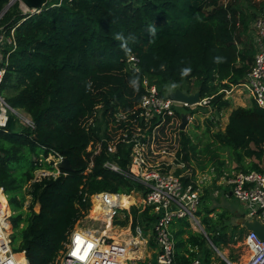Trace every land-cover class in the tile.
<instances>
[{"label":"trees","instance_id":"trees-1","mask_svg":"<svg viewBox=\"0 0 264 264\" xmlns=\"http://www.w3.org/2000/svg\"><path fill=\"white\" fill-rule=\"evenodd\" d=\"M8 1L0 0V13ZM237 19L239 27H235ZM247 22L235 7L220 0H51L34 13L23 12L19 1L13 2L0 18L7 35L13 29L15 41L0 85L4 95L0 96L34 123V128H17L10 114L0 126V188L13 212L9 218L13 249L22 252L29 264H51L67 233L90 207L89 200H83L85 193L106 190L125 197L132 191L144 193L139 182L103 166L114 157L125 168L129 147L119 145L113 156L105 143L86 151L102 130L100 122L86 129L83 121L97 105H101L102 115L134 106L142 96L144 76L156 83L160 93L175 83L188 93L212 96L209 105L198 107L221 113L230 100L220 90L241 82L252 64L250 51L237 45ZM149 26L156 29L155 36L148 32ZM117 33L129 40L130 35L135 36L128 47L139 59L136 68L127 66L130 54L114 38ZM216 57L221 58L219 62ZM186 67L191 73L181 78V69ZM134 76L138 77V90L130 85ZM196 110L176 112L180 117L182 112ZM205 122L208 132L215 121ZM211 136L229 148L236 172L262 170L264 108L253 101L233 108L225 128L213 129ZM180 137L183 160L189 159L188 151H194V146L184 130ZM52 151L67 159L68 168L61 166L62 173L56 178L29 184L35 169L51 168L44 159ZM210 162L216 178L224 171L231 172L216 153ZM220 187L213 183L204 188L196 212L208 239L219 250L244 240L247 233L244 226L227 222V211L215 213L210 206L213 191ZM119 203L128 207L121 198ZM130 212L135 222L136 206ZM139 215L151 222L156 217L148 209ZM115 223L125 225L127 217ZM170 230L176 262L187 264L194 258L203 264L216 261L203 247L204 235L194 231L186 219H174Z\"/></svg>","mask_w":264,"mask_h":264},{"label":"built area","instance_id":"built-area-1","mask_svg":"<svg viewBox=\"0 0 264 264\" xmlns=\"http://www.w3.org/2000/svg\"><path fill=\"white\" fill-rule=\"evenodd\" d=\"M222 3L226 6L227 1ZM2 14L3 12L0 13V18ZM239 26L240 21L237 19L235 27ZM253 27L256 50L252 64L241 82L223 90L229 95L243 88L251 101L264 108V13L254 19ZM14 48L13 29L7 35L4 26L0 25V85L4 78L8 54ZM138 61L135 54H130L127 56L126 64L128 67L136 68ZM141 84L143 93L134 106L108 111L102 115V107L97 105L93 113L83 121V126L88 129L96 127L100 122L103 128L100 138L93 139L86 147V151L96 150L105 143L108 154L113 156L118 152L119 145L129 147L128 163L125 168L121 167L114 157L107 159L103 166L139 182L144 187V193L138 191L141 194L140 205L136 207L138 215L148 209L156 217L151 222L137 215L134 222L129 207L120 206L119 197L124 194L106 190L85 193L83 200H89L90 205L97 201L103 216L88 214L87 210L67 233L62 249L51 264H153L151 252H155V264H179L174 258L171 222L178 218L186 219L194 231L208 238L196 212L204 188L213 183L229 187L228 195L230 194L246 209V217L264 225V167L260 171L230 173L224 171L218 178L215 169L211 167L207 175L194 176L185 171V163L183 157H179V152L176 153L174 149H170L168 143H165V133L174 127L177 117L179 118L177 107L192 109L193 106H207L212 96H199L196 104L189 105L169 99L160 93L156 83L146 76L143 77ZM0 104L6 113L9 112L14 119L18 118L24 127L34 128V123L27 113L12 108L1 96ZM194 113L186 112L187 120ZM10 114L7 113L6 121L1 126L6 124ZM175 129L181 131L180 124ZM63 159L64 157L57 152H50L44 161L50 164L51 168L41 166L35 169L29 184L44 178L58 177L62 173ZM91 166L92 162L89 163L87 171ZM219 191L220 189H215L213 195H217ZM223 193L226 195L225 191ZM123 210H126L127 215ZM12 213L6 195L0 188V264L23 262L29 264L22 252L13 249V229L9 221ZM126 217L125 225L115 223L116 220ZM86 219L95 227H88ZM146 234L148 239L144 237ZM149 238H152L155 247H151ZM243 241L248 256L242 264H264V240L254 231L247 230ZM213 248L217 250L219 260L211 264H238L219 253L216 247ZM187 264L203 263L201 259L194 258Z\"/></svg>","mask_w":264,"mask_h":264},{"label":"rangeland","instance_id":"rangeland-1","mask_svg":"<svg viewBox=\"0 0 264 264\" xmlns=\"http://www.w3.org/2000/svg\"><path fill=\"white\" fill-rule=\"evenodd\" d=\"M17 0H13L15 2ZM19 1V0H18ZM221 1H227L230 3L233 7H235L236 11L239 15H242V17H245L247 19V29L244 33V36L240 37V42L237 44L239 48L241 49H248L250 51V54L254 56L255 50H256V44H255V31H254V19L264 13V0H221ZM12 2V4H13ZM11 4V5H12ZM9 5V7L11 6ZM5 7H7L5 5ZM4 7V8H5ZM8 7V8H9ZM21 10L24 12H32V10H25L22 5H20ZM3 12V10H2ZM4 13V12H3ZM170 86V85H169ZM169 86L165 88V90L162 91V94L166 95V93L169 90ZM177 88V87H176ZM242 90V92H240ZM223 91L224 90H220ZM1 94L4 95L3 91H0ZM224 98L230 100V105L226 108H224L221 113L214 114L213 112H205L200 107H194L192 109L197 108L194 114L191 115V118L187 120V123L185 124L184 131L185 133L190 137L191 144L194 146V151L189 150L188 156L189 159H185V171L189 172L192 175H207V171L213 167L214 165L212 162H210V158L212 156V153H216L219 155L220 159H223L225 162L226 167L231 169V172H235V162H232V156L231 152L228 147L222 146L219 142H214L211 132L213 129H220L223 130L225 128V125L228 121V116L230 111L233 108H236L238 106H248L250 105V97L247 95V91L243 88H240L237 91H233L231 94L227 95L224 92ZM183 109H191L189 107H177V111L183 110ZM23 111V110H22ZM10 114L9 112H7ZM188 114V113H187ZM206 119H213L215 121L214 125L212 124L209 128V131H206L207 124L205 122ZM15 124L17 128L24 127L22 122L17 118L15 119ZM179 124H181V118L177 117L176 123L172 129H169L165 133L166 138V144L168 143L170 149H174L176 153L179 152V157H183L185 154V151L182 148L181 141H180V131L178 132L175 128L179 127ZM101 126V130H102ZM183 159V158H182ZM199 164L203 165V168L200 169ZM261 167H264V157L260 163ZM174 167L171 168L173 170ZM219 193L212 197L210 199V206L215 208V213L217 212H224L227 211L228 215V223H237L238 217L237 214L239 212L245 211L246 209L237 202L232 196H228L229 187L221 186ZM225 191L226 195L223 193ZM131 195L129 197H125L121 195L119 198L123 199V205H126V199H129V209L131 206H138L141 202V194L133 191L130 193ZM28 198V196H27ZM35 210L38 209V206H35ZM88 214L94 215V216H103V212L101 211V208L99 206V203L96 201L93 204L90 205L88 209ZM86 225L88 227H95L89 219L85 220ZM244 226V225H243ZM245 227V226H244ZM148 230V229H146ZM198 232V231H197ZM146 239H148V235H144ZM205 237V236H204ZM149 244L151 247H155L154 242L152 238H149ZM212 243L208 238L205 237V241L203 244V247L211 252V255L216 257V260H219L218 252L216 249L213 248L211 245ZM202 247V251H204V248ZM215 247V246H214ZM217 248V247H216ZM218 249V248H217ZM219 250V249H218ZM152 251V250H151ZM221 254L226 256L230 259L229 255H232L236 257V260L234 262L238 264H242L248 255V251L246 250V247L244 245V241L241 240L235 244H229L226 247H223L221 250H219ZM151 256H153V264H155V252H151ZM202 257V256H201Z\"/></svg>","mask_w":264,"mask_h":264},{"label":"water","instance_id":"water-1","mask_svg":"<svg viewBox=\"0 0 264 264\" xmlns=\"http://www.w3.org/2000/svg\"><path fill=\"white\" fill-rule=\"evenodd\" d=\"M49 1L51 0H19V5H22V7L25 10H32L31 13L38 12L43 6H45ZM13 0H9L6 4L7 7L3 9V12H5L9 5H11ZM26 12V11H24ZM166 96L169 99H172L177 102H184L189 105H194L199 101V92L195 91L193 93H187L185 90L180 88H175L173 90H170L166 93ZM187 123V115L185 113L181 114V124L180 129L183 130L185 127V124ZM61 166L63 168H68V161L66 158L62 160ZM245 228L247 230L254 231L259 238L264 240V225L260 224L257 220L249 221L245 223Z\"/></svg>","mask_w":264,"mask_h":264},{"label":"clouds","instance_id":"clouds-1","mask_svg":"<svg viewBox=\"0 0 264 264\" xmlns=\"http://www.w3.org/2000/svg\"><path fill=\"white\" fill-rule=\"evenodd\" d=\"M148 32L152 35V36H155V34H156V29L154 28V27H151V26H149V28H148ZM131 37H132V39L131 40H129V39H126L125 38V35L123 34V33H117L116 35H115V39L117 40V41H119L120 42V47H121V49L126 53V54H130L131 53V48H129L128 47V45H129V41H135V36H133V35H130ZM221 58H219V57H216V58H214V60L216 61V62H219V60H220ZM163 65H161V68L163 69ZM190 73H191V68H189V67H186V68H183V69H181V78H184V77H186V76H188V75H190ZM130 85L134 88V90H138V77H133L131 80H130ZM90 83H89V85H88V87L90 88ZM177 87V85L175 84V83H172L170 86H169V90H172V89H175Z\"/></svg>","mask_w":264,"mask_h":264},{"label":"crops","instance_id":"crops-1","mask_svg":"<svg viewBox=\"0 0 264 264\" xmlns=\"http://www.w3.org/2000/svg\"><path fill=\"white\" fill-rule=\"evenodd\" d=\"M133 192V191H132ZM126 195V194H124ZM230 195V194H229ZM228 195V196H229ZM216 196V195H215ZM231 196V195H230ZM239 203V202H238ZM237 217H238V222L236 224L240 225V226H245V223L251 221L250 218L246 217V212L245 211H242V212H239L237 214ZM247 230V229H246ZM248 256V255H247ZM229 259V258H228ZM247 259V258H246Z\"/></svg>","mask_w":264,"mask_h":264},{"label":"bare ground","instance_id":"bare-ground-1","mask_svg":"<svg viewBox=\"0 0 264 264\" xmlns=\"http://www.w3.org/2000/svg\"><path fill=\"white\" fill-rule=\"evenodd\" d=\"M7 113L3 106L0 104V126L3 125L6 121ZM127 204L129 205V199H126ZM24 263V262H23Z\"/></svg>","mask_w":264,"mask_h":264},{"label":"snow or ice","instance_id":"snow-or-ice-1","mask_svg":"<svg viewBox=\"0 0 264 264\" xmlns=\"http://www.w3.org/2000/svg\"><path fill=\"white\" fill-rule=\"evenodd\" d=\"M77 240H79V238H77ZM74 255L76 254V253H73Z\"/></svg>","mask_w":264,"mask_h":264}]
</instances>
